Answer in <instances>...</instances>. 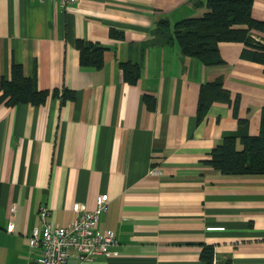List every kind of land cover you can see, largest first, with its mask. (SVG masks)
I'll return each mask as SVG.
<instances>
[{"label": "crops", "instance_id": "0c3cea01", "mask_svg": "<svg viewBox=\"0 0 264 264\" xmlns=\"http://www.w3.org/2000/svg\"><path fill=\"white\" fill-rule=\"evenodd\" d=\"M206 10L205 0H70L65 8L0 0V77L16 63L40 89L75 92L63 104L50 96L40 106L0 105V264H36L41 249L29 238L40 207L64 226L74 203L91 210L100 194L108 205L97 227L112 230L115 243L86 261L71 251L67 264H201L207 244L213 264H264V175H225L202 162L239 129L232 104L214 102L196 122L200 85L220 78L256 135L264 66L242 58L239 42H220L222 63L209 66L182 56L175 40L139 51L161 15L172 26ZM252 16L264 20V0H254ZM77 38L106 48L100 70L79 66ZM136 58L141 75L131 85L118 63ZM143 94L155 97L154 109Z\"/></svg>", "mask_w": 264, "mask_h": 264}, {"label": "trees", "instance_id": "16d2710c", "mask_svg": "<svg viewBox=\"0 0 264 264\" xmlns=\"http://www.w3.org/2000/svg\"><path fill=\"white\" fill-rule=\"evenodd\" d=\"M254 0H205L206 12L199 17H186L175 21L171 26L165 15L156 21L148 38L142 42V51L150 46H166L174 40L182 56L194 57L204 65L222 63L218 44L220 42H239L244 45L241 57L264 66V20L252 16ZM111 38L121 39L122 35L111 29ZM74 47L78 55V64L82 68L100 70L104 64L106 48L98 41L75 39ZM122 80L134 85L140 79V62L127 60L119 62ZM58 98L63 104L75 98L72 89H40L36 76H26L21 64L12 63L10 78L0 77V105L13 107L18 104L33 106L44 105L48 97ZM143 102L149 109L155 108V97L142 95ZM214 102L232 104L234 117L239 129L235 133L224 135L202 160L225 175H264V106L261 109L260 126L256 135L247 131V120L237 117L238 97L232 101L230 93L223 87L220 78L200 85L196 122H201ZM242 149H236V141ZM199 259L201 264H213L214 248L204 245Z\"/></svg>", "mask_w": 264, "mask_h": 264}, {"label": "built area", "instance_id": "2783aa9c", "mask_svg": "<svg viewBox=\"0 0 264 264\" xmlns=\"http://www.w3.org/2000/svg\"><path fill=\"white\" fill-rule=\"evenodd\" d=\"M65 8L70 0H54ZM95 207L91 210L83 208L80 203L73 204L75 216L64 226H52L47 221L49 211L39 208L40 223L33 228L29 238L31 248H40L41 256L36 264H67L71 251L80 261L91 260L100 254H107L108 247L115 243L114 232L110 229H98L101 216L106 212L108 199L106 194L96 197ZM12 220L6 230L11 232ZM222 229V228H217Z\"/></svg>", "mask_w": 264, "mask_h": 264}]
</instances>
